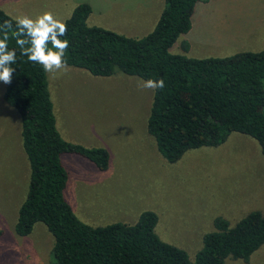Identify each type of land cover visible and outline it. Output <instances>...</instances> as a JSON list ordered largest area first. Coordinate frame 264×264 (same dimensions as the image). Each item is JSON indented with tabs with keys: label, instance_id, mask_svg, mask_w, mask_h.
Instances as JSON below:
<instances>
[{
	"label": "rangeland",
	"instance_id": "rangeland-1",
	"mask_svg": "<svg viewBox=\"0 0 264 264\" xmlns=\"http://www.w3.org/2000/svg\"><path fill=\"white\" fill-rule=\"evenodd\" d=\"M91 1L88 25L131 37L150 31L153 16L145 17V0ZM73 2L21 0L15 10L33 18L51 11L65 21ZM262 4L264 0L203 1L193 14L192 28L170 51L192 57L242 51L229 41L237 34L234 28L240 21L251 22ZM184 40L189 43L186 51ZM68 68L66 73H47L57 128L64 139L105 147L110 155L106 170L75 154L62 156L69 173L65 195L83 222L132 224L142 211L152 210L158 216V236L193 260L204 234L214 230L215 217L234 226L249 212L264 214V155L256 140L232 133L217 146L190 149L169 162L147 131L153 89L144 88L143 79L119 71L100 77ZM5 85L0 81V264H55L54 238L43 223L37 222L25 236L14 230L27 192L29 164L19 114L3 99ZM225 264H264V244L247 261L227 258Z\"/></svg>",
	"mask_w": 264,
	"mask_h": 264
},
{
	"label": "trees",
	"instance_id": "trees-1",
	"mask_svg": "<svg viewBox=\"0 0 264 264\" xmlns=\"http://www.w3.org/2000/svg\"><path fill=\"white\" fill-rule=\"evenodd\" d=\"M207 0H164L152 30L140 37L126 36L101 26H90V3L76 4L67 22L68 66L93 76L115 72L137 75L144 81L164 79L153 90L147 131L160 154L174 162L190 149L214 147L232 133L247 135L264 155V48L226 56L192 57L172 53L171 46L191 29L195 7ZM14 17L0 7V25ZM186 51L189 43L181 42ZM49 47L51 45L49 44ZM3 99L20 117V136L29 164V181L14 225L28 235L37 222L54 238L55 264H225L227 258L247 261L264 244V214L252 211L234 226L221 217L204 234L191 260L186 251L163 241L155 231L157 214L142 211L136 222L92 226L83 222L66 198L68 170L65 153L91 161L99 170L109 167V152L64 139L56 125L47 73L21 56Z\"/></svg>",
	"mask_w": 264,
	"mask_h": 264
},
{
	"label": "clouds",
	"instance_id": "clouds-1",
	"mask_svg": "<svg viewBox=\"0 0 264 264\" xmlns=\"http://www.w3.org/2000/svg\"><path fill=\"white\" fill-rule=\"evenodd\" d=\"M14 20L15 29L11 20L0 25V81L11 84L16 71L12 65L17 61V51L16 48H9L10 39H15L21 56L42 66L44 72L55 74L69 70L65 59L69 41L61 39L67 34L66 21L57 18L51 11L35 18L24 14L14 17ZM141 83L144 88L153 90L165 87L164 79H149Z\"/></svg>",
	"mask_w": 264,
	"mask_h": 264
},
{
	"label": "crops",
	"instance_id": "crops-1",
	"mask_svg": "<svg viewBox=\"0 0 264 264\" xmlns=\"http://www.w3.org/2000/svg\"><path fill=\"white\" fill-rule=\"evenodd\" d=\"M20 1L21 0H0V7L12 17H16V16H19V14L17 10H15L16 9L15 7ZM83 1L90 3V5L92 6V11L94 10V6L91 0H75V2H73L70 6L71 11L73 10L76 4L83 2ZM105 1L111 2V0H105ZM114 1H117L118 3H122L125 0H114ZM200 3L202 2H199L197 7H195L194 13L196 12V9L200 5ZM163 6H164V0H145V17H148L150 15V18H152L153 16V22L149 21L150 31L155 25L156 20ZM110 7L114 8L113 6H110ZM92 11L90 15L92 14ZM193 21L194 19L192 18V25H193ZM192 25H191V28H192ZM225 29H229V28L228 27L222 28V30L224 31ZM234 29H235V33L237 34L233 35V37L230 38L229 41H231V43L236 44V46H239L240 49L241 47H243L242 48L243 50L255 51V50L263 49L264 48V4L258 7L255 13V17L251 20V22H250V19L245 22L240 21L236 24V27ZM212 34L214 35L215 33H212ZM218 56H226V55H218Z\"/></svg>",
	"mask_w": 264,
	"mask_h": 264
}]
</instances>
